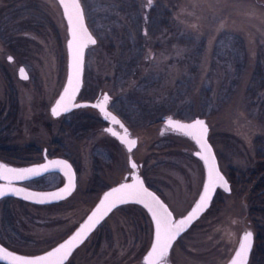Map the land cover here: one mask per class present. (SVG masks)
<instances>
[{
	"label": "rangeland",
	"instance_id": "1",
	"mask_svg": "<svg viewBox=\"0 0 264 264\" xmlns=\"http://www.w3.org/2000/svg\"><path fill=\"white\" fill-rule=\"evenodd\" d=\"M134 1L137 12L148 13L152 8V14L163 23L153 33H146L147 58L139 61L133 76L119 84L113 82V76L120 49L116 47L111 53L85 20L97 41L85 49V75L92 88L88 99L107 91L116 114L117 102L128 108V118L120 117L130 135L136 137L131 156L140 163L144 183L176 218L196 199L204 170L194 154V141L164 125L162 117H203L208 140L226 178L230 167L245 172L260 164L254 154L258 146L254 139L264 137V89L257 90L251 79L255 66L264 73V0ZM18 10L23 15H16ZM126 23L132 31V25ZM220 32L243 40L244 55L237 68L227 57L218 60L212 56ZM67 36L57 0H0V112L6 110L0 145L39 149L16 159L0 154V163L25 166L40 160L45 150L47 155L67 158L76 171L75 189L65 200L49 205L12 199L5 209L0 201V242L22 253L41 252L64 238L102 190L130 170L127 150L102 129V123L78 139L58 136L62 115L53 117L49 107L66 76ZM123 56L122 61L127 53ZM19 64L24 65L27 80L17 76ZM143 76L156 82L147 92L137 94L133 90L143 92L136 87ZM206 92L209 100L204 107ZM82 108L85 114L99 116L91 107ZM180 108L183 116L174 115L172 110ZM56 138L58 145L51 143ZM61 182L59 174L46 173L25 184L50 188ZM247 187L230 186L229 192L217 188L216 201L174 242L166 260L170 264H224L243 229H251L254 236L256 233L248 215ZM1 209L5 210L3 220ZM151 234V221L144 209L136 204L122 205L105 217L65 264H145L142 257Z\"/></svg>",
	"mask_w": 264,
	"mask_h": 264
},
{
	"label": "snow or ice",
	"instance_id": "2",
	"mask_svg": "<svg viewBox=\"0 0 264 264\" xmlns=\"http://www.w3.org/2000/svg\"><path fill=\"white\" fill-rule=\"evenodd\" d=\"M151 2L152 0H149V3ZM60 3L65 6V15L72 38L67 41L69 55L67 84L63 88L59 99L56 100L54 106L51 108V113L54 117L60 116L62 112H68L69 105L73 108L79 107L78 104H74L72 101L76 98V94L80 89L85 47L87 44L95 45L97 42L87 32L84 25V15L78 0H72V5L75 9L74 14L68 13L66 0H60ZM8 59L12 61L13 57L9 56ZM20 72L24 73V68H21ZM22 79L27 80L28 76L23 75ZM108 103L109 96L105 93L101 100L91 106L104 113L105 119L110 118L113 124L119 125L127 132L128 129L117 119V116L106 110ZM167 124L175 129L183 130L185 135L190 136L195 141V144L199 148V151L195 152V156L203 162L206 170V178L203 182L202 191L199 192L195 206L191 207L186 216L176 219L174 211H170L169 207L161 201L155 192L149 191L145 187L144 181L140 176L135 174L134 170L137 169V163L129 156L127 166L130 169V179L132 182H119L116 187L105 191L102 198H99V203L95 205L94 210L88 215L87 220L79 224V227L73 225L75 231L69 229L71 234L63 242L52 247L50 251H45L42 255H17L14 251H9L7 247L0 246V253L4 254L2 258H11V264H65V261L69 259L74 250L89 237L109 213L119 205L137 203L142 205L151 214V219L155 226L151 247L144 260L146 264H165V260L169 256L174 242L210 207V202L216 189L221 188L225 192L230 191L229 183L217 165L213 147L206 139L208 134L206 122L203 119L197 118L193 119L190 123H181L179 120H173L169 117ZM105 131L111 133L113 137L118 136V133L113 131L111 127L105 129ZM120 140L124 144L129 145V150H131V146L137 143L136 140L124 139L123 137H120ZM57 168L64 171L67 183L56 192L35 193L28 192L21 187L12 186V181H25L30 177L40 176L51 169ZM71 168L72 166L67 160H50L45 164H36L31 167L22 168L10 167L7 164L0 163V179L8 181L7 185L0 187V198L10 194L39 204L65 200L72 195L75 189ZM252 247L253 233L245 231L239 240V246L236 248L235 254L231 257L230 264H248Z\"/></svg>",
	"mask_w": 264,
	"mask_h": 264
},
{
	"label": "trees",
	"instance_id": "3",
	"mask_svg": "<svg viewBox=\"0 0 264 264\" xmlns=\"http://www.w3.org/2000/svg\"><path fill=\"white\" fill-rule=\"evenodd\" d=\"M20 1L27 3V0ZM80 2L84 11L85 20L95 33L97 40L106 46L107 49L109 48L108 50L111 53H114L113 51H115L114 48L116 47L120 49L119 54L121 55V58L118 59V63L114 66L115 75L113 76V82L119 84L125 80V78L133 76V71H136L135 69L139 65V61L147 58V54L144 52V36H146V33H153L154 30H156L155 28L163 23V20L156 18V16L152 14V8L148 10L150 12H148L149 14L147 11L137 12L136 2L134 0H80ZM129 4L130 6H128ZM12 5L16 6V4ZM19 13L22 14L24 12L18 10L16 15H19ZM126 22H129L132 25L133 32L130 31L131 29L128 28ZM219 51L223 53L219 54ZM125 52L127 53V56L122 61ZM241 55H244V44L240 36L220 32L217 37H215L212 52L214 58L217 56L216 58L218 60H226V58L222 57H227L237 68ZM252 76L251 81L252 83L254 82L255 88H258L257 90H263L264 73L262 74L261 69L258 66H255ZM155 82L154 79L150 77L145 78V76H143L139 78L136 85V87L143 92L139 93L137 89H134L133 91L137 94H143L147 92ZM88 83V77L85 75L84 68L83 82L79 92V98L88 99L91 96L92 88ZM141 88H144V90H141ZM250 89H254V87ZM207 93L208 92L203 96L204 102L202 105H204V107L209 100ZM9 100V106L12 107V100ZM126 102V105L129 107L128 101ZM119 103L120 102L116 103L115 110L120 116L127 119L129 114L128 108L124 107L123 104L119 105ZM167 103L173 104L174 102L167 101ZM4 112H0V131L4 129ZM7 112L9 111L7 110ZM172 112L176 116H183L181 108L172 110ZM61 118V124L58 127V136H60L61 139H65L66 137L78 139L83 137L88 129L91 130L94 126L102 123L98 116L96 117L90 114H85L83 108H75L62 114ZM254 142L258 145L254 150V154L258 161H260V164L254 169H249L245 172L230 167L227 179L230 186L234 188L239 185L243 187L248 186L247 194L248 202L250 203L248 215L251 217L253 227L256 230L248 264H264V137H255ZM51 143L58 145V139H53ZM38 152L39 149L32 145H26L21 149L15 146L0 145V154L6 159L22 158L24 154ZM28 159L30 158H25L24 160ZM216 195L217 192L215 193L211 204L216 201ZM12 199L17 198L11 196L1 198L0 201H3L5 204L2 208L5 209L6 202ZM3 209H1L2 220L6 217L3 216L5 211ZM0 264L5 263L0 262Z\"/></svg>",
	"mask_w": 264,
	"mask_h": 264
},
{
	"label": "water",
	"instance_id": "4",
	"mask_svg": "<svg viewBox=\"0 0 264 264\" xmlns=\"http://www.w3.org/2000/svg\"><path fill=\"white\" fill-rule=\"evenodd\" d=\"M57 2H58L59 6H60V8H61L62 15H63V17H64V20H65V23H66V28H67V35H68V36H67V39H66L67 70H66V76H65V79H64L63 85H62V87H61V89L59 90L57 96L54 98L53 102L51 103V105H50V107H49V111H50V114H51V115H52V113H51V108L54 106L56 100L59 99V96H60V94L62 93L63 88H64V87L66 86V84H67L68 62H69V55H68V49H67V41H68L69 39L72 38L71 35H70V33H69V25H68L67 17H66V15H65V6L62 5V4L60 3V0H57ZM66 2H67L68 13H69V14H74V13H75V9H74V7H73V5H72V0H66ZM78 2L80 3V0H78ZM80 8H81V11L83 12V8H82L81 3H80ZM83 15H84V12H83ZM84 25H85V27H86V29H87L88 34H90V35L92 36V38L96 40L95 36L92 34V32L90 31V29H89L88 26H87L86 21H85V18H84ZM88 45H90V44H87V46H88ZM87 46L85 47V49L87 48ZM9 56H10V55L7 56V59H8ZM21 68H24V73H21V72H20V69H21ZM83 68H84V64H83L82 72H81L80 88H81L82 80H83ZM16 73H17V76H18L19 78H21V79H22V76H23V75H27V76H28V73H27V71H26V69H25V67H24L23 64H19V65H18V67H17V69H16ZM79 91H80V89H79ZM79 91H78L77 94H76V98L72 101V103H74V104H78L79 107H86V106H90V107H92L91 105L95 104L96 102H98L99 100H101V99L103 98V94H105V93L108 94L107 91H103L98 99H97V98H96V99H77V96H78ZM108 96H109V98H110V95H109V94H108ZM75 108H78V107H75ZM72 109H74V108L71 107V105H69V111L72 110ZM97 110L99 111V109H97ZM106 110H107L108 112H111L113 115H116V116H117V119H119V120L121 121V123L124 124L123 121L118 117V115H117L116 113H114L112 110H110V109L107 107V105H106ZM69 111H68V112H69ZM99 112H100V111H99ZM64 113H67V112H62L61 114H64ZM100 114H101L102 118L105 119L104 113L100 112ZM52 116H53V115H52ZM53 117H54V116H53ZM56 117H58V116H56ZM169 117H171L173 120H179L181 123H190L193 119H197V118H199V119H203V120L205 121V119H204L203 117H194V118H192V119H190V120H185V119H181V118L174 117V116H171V115H166V116L162 117V121H163L164 125H166V126H169V125L167 124V120H168ZM106 120H108V125H106V126L104 127V129H107V128L111 127V128L113 129V131L117 132V133H118V136L115 137V138L117 139L118 142H120L121 144H123L124 148L129 152L128 157L131 156V153H130V152H131V150L134 148L135 145L131 146V150H129V145L124 144V143L120 140V137H123L124 139H132V140H136V137H135V136H130L129 133H128V131L125 132L123 128H122L121 130H118V129L114 128V127H113V123L111 122L110 118H108V119H106ZM124 125H125V124H124ZM118 126H119V125H118ZM119 127H120V126H119ZM125 127L127 128L126 125H125ZM169 127L175 129V128L172 127V126H169ZM127 129H128V128H127ZM175 130H178V131H180L181 133L185 134V132H184L183 130H179V129H175ZM110 134H111V133H110ZM189 137H190V136H189ZM190 138H191V137H190ZM191 139H192V138H191ZM206 139L208 140V137H206ZM193 141H194V140H193ZM194 143H195V141H194ZM208 143L211 145V143H210L209 140H208ZM196 146H197V145H196ZM211 146H212V145H211ZM213 150H214V149H213ZM196 151H199L198 146H197V150L194 151V154H195ZM214 154H215V152H214ZM131 157H132V156H131ZM215 157H216V154H215ZM50 160H67L68 163L72 166L71 162H70L67 158H65V157H63V156H52V157H48V156H46V155H44L43 160H42V161H39V162L31 163V164H28V165H25V166H11V165H9V166H10V167H17V168L31 167V166L36 165V164H45V163H47V162L50 161ZM200 161H201V160H200ZM216 161H217V165H218L217 157H216ZM201 163H202V165H203V162H202V161H201ZM4 164H6V163H4ZM7 165H8V164H7ZM218 167H219V165H218ZM219 169H220V168H219ZM203 170H204V176H203V181H202V186H201L200 191H202V188H203V182H204V179L206 178V170H205V168H204V165H203ZM52 171L59 172V173L63 176V181H62V183H61L60 185H58V186H55V187H52V188H33V187H29V186H26V185L21 184V183H20L21 181H12V186H14V187H21V188L26 189L28 192H35V193L56 192V191H58L60 188H62V187L65 186V184L67 183V177L65 176L64 171H61V170L58 169V168H57V169H51V170L48 171V172H52ZM134 171H135V174H136V175L140 176L136 170H134ZM220 171H221V169H220ZM45 173H47V172H45ZM221 173L224 175V173H223L222 171H221ZM43 174H44V173H43ZM71 174L74 176V182H75V170H74V167H73V166H72V168H71ZM41 175H42V174H41ZM224 176H225V175H224ZM33 177H37V176H33ZM33 177H30V178H33ZM30 178H29V179H30ZM140 178L142 179L141 176H140ZM225 178H226V176H225ZM142 180H143V179H142ZM226 180H227V178H226ZM227 181H228V180H227ZM120 182L131 183L132 180L129 179V180H123V181H120ZM118 183H119V182H118ZM118 183H115V184H113V185L107 187L106 189H104V190L102 191V193L100 194V196L97 198L96 202L92 205V207L89 209V211L84 215V217L80 220V222H79L75 227H79V224H82V223H84L85 220H87L88 215H90L91 212H92V210H94L95 205L99 203V198H102L103 193H104L105 191H109L112 187H116ZM228 183H229V181H228ZM7 184H8V181H5V180H3V179H0V187H3V186H5V185H7ZM144 184H145V183H144ZM145 187H147V188L149 189V191H153V190H152L151 188H149L148 186L145 185ZM5 190H6V189H5ZM200 191H199V192H200ZM153 192H155V191H153ZM155 194L157 195L156 192H155ZM214 194H215V192L213 193V196H214ZM7 196H11V197H14V198H17V199H21V200H23V201H26V200H24V199H22V198H20V197H15V196H12V195H10V194L7 195ZM157 196H158V195H157ZM5 197H6V196H5ZM198 197H199V193H198L196 199L194 200V202H193V203L190 205V207L185 211V213L182 214V215H180V216H178V217H176V219H181V218H183V216H186V215H187V212L191 210V207L195 206V201L198 199ZM159 198H160V197H159ZM160 199H161V198H160ZM161 201L163 202L162 199H161ZM26 202L34 203V202H31V201H26ZM56 202H57V201H56ZM51 203H52V202H51ZM163 203H164V202H163ZM210 203H211V202H210ZM34 204H39V203H34ZM45 204H48V203H45ZM136 204H137V203H136ZM138 205H140V204H138ZM140 206H142V205H140ZM142 207H143V206H142ZM143 208H144V207H143ZM144 209H145V208H144ZM145 210H146V209H145ZM146 212H147V210H146ZM147 213H148V212H147ZM148 215H149V217H150V219H151V214L148 213ZM151 223H152V237H153V235H154V227H155V226H154V222L152 221V219H151ZM72 231H75V228H74ZM245 231H251V232L253 233V231H252L251 229H249V228H245V229H243V230L240 232V234H239V239H238V242H237V245H236L235 249L233 250L232 254L230 255V257L228 258V260H227L224 264H230L231 257L235 254V250H236V248H238V246H239V240H240L241 236L243 235V233H244ZM70 234H71V232H70L69 234H67L64 238H62L60 241H58L57 243H55V244L52 245L51 247L47 248L46 250H43V251L38 252V253H33V254H28V253H22V252L15 251V250H13V249L8 248L7 246H5L4 244H2L1 242H0V246L7 247L9 251H14L17 255H42L45 251H50L52 247H55L58 243L63 242V240L66 239L67 236L70 235ZM151 241H152V239H151ZM253 241H254V235H253ZM150 247H151V242H150V244H149L147 250L145 251V253L143 254V257H142V259H143V261H144L145 264H146V262H145V260H144V257L147 255V252L150 250ZM251 250H252V249H251ZM250 252H251V251H250ZM3 255H4L3 253H0V262L5 263V264H11V258L4 259V258H2ZM249 256H250V255H249ZM165 264H170V263L167 262V263H165Z\"/></svg>",
	"mask_w": 264,
	"mask_h": 264
},
{
	"label": "flooded vegetation",
	"instance_id": "5",
	"mask_svg": "<svg viewBox=\"0 0 264 264\" xmlns=\"http://www.w3.org/2000/svg\"><path fill=\"white\" fill-rule=\"evenodd\" d=\"M100 95L101 94H97L95 97H93V99H98L99 97H100ZM110 101V100H109ZM86 107H90V106H86ZM107 107L110 109V110H112L111 109V107H110V104L108 103V105H107ZM91 108H93V109H95L96 111H97V113H98V117L101 119V121H102V129L103 130H105L104 129V127L106 126V125H108V120H106V119H103L102 118V116H101V114H100V112L96 109V108H94V107H91ZM113 111V110H112ZM114 112V111H113ZM115 113V112H114ZM118 115V117L122 120V118L120 117V115L119 114H117ZM123 121V120H122ZM123 123H124V121H123ZM162 123H163V121H162ZM125 124V123H124ZM164 124V123H163ZM113 127L114 128H116V129H118V130H121L122 128L121 127H119L118 125H116V124H113ZM167 127H169V126H167ZM170 129H173V128H171V127H169ZM173 130H175V129H173ZM178 131V130H177ZM128 133H129V129H128ZM109 135H111L110 133H108ZM129 135H130V133H129ZM112 136V135H111ZM131 136V135H130ZM113 137V136H112ZM115 138V137H114ZM116 139V138H115ZM117 140V139H116ZM123 145V144H122ZM132 151V150H131ZM128 152V151H127ZM128 154H129V152H128ZM41 155H42V158L40 159V160H38V161H35V162H39V161H42L43 160V158H44V155H46V156H48V157H52V156H61V155H47L46 153H45V150H42L41 151ZM35 162H32V163H35ZM29 164H31V163H29ZM139 167H140V163H137V169H136V171L138 172V174H139ZM74 170H75V168H74ZM47 173H55V174H59L61 177H62V181H63V176L59 173V172H56V171H52V172H47ZM44 174H46V173H44ZM75 174H76V171H75ZM140 175V174H139ZM43 176V174L42 175H40V176H37V177H33V178H30V179H28V180H25V181H21L20 183L21 184H23V185H26L25 184V182H27V181H29V180H35L36 178H39V177H42ZM141 176V175H140ZM142 177V176H141ZM125 178H128V179H125ZM130 179V170H128V172H126L125 174H124V176H123V179H121V180H119L118 182H120V181H123V180H129ZM142 179H143V177H142ZM144 181V180H143ZM118 182H116V183H118ZM62 183V182H61ZM60 183V184H61ZM75 183H76V177H75ZM60 184H58V185H60ZM115 184V183H114ZM58 185H55V186H58ZM113 185V184H112ZM146 185V184H145ZM27 186V185H26ZM54 186V187H55ZM111 186V185H110ZM147 186V185H146ZM29 187H31V186H29ZM109 187V186H108ZM37 188V187H36ZM50 188H52V187H50ZM107 188V187H106ZM106 188H104V189H106ZM150 188V187H149ZM103 189V190H104ZM102 190V191H103ZM154 191V190H153ZM102 193V192H101ZM100 193V194H101ZM158 195V194H157ZM100 196V195H99ZM56 203V202H55ZM128 204H136V203H128ZM125 205V204H124ZM136 205H138V204H136ZM120 206H122V205H119L118 206V208L120 207ZM140 206V205H139ZM140 207H142V206H140ZM143 208V207H142ZM144 209V208H143ZM144 211L146 212V210L144 209ZM146 214L148 215V213L146 212ZM148 217H149V215H148ZM149 219H150V217H149ZM150 221H151V219H150ZM151 227H152V223H151ZM151 239H152V234H151ZM168 261L167 260H165V263H167ZM168 263H170V262H168Z\"/></svg>",
	"mask_w": 264,
	"mask_h": 264
}]
</instances>
